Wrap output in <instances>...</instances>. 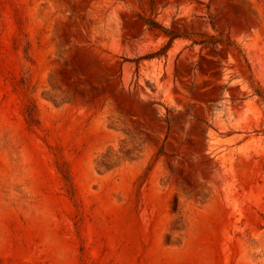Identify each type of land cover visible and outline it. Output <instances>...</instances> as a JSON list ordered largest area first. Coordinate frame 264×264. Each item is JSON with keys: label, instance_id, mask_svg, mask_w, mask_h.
Returning a JSON list of instances; mask_svg holds the SVG:
<instances>
[{"label": "rangeland", "instance_id": "374dc122", "mask_svg": "<svg viewBox=\"0 0 264 264\" xmlns=\"http://www.w3.org/2000/svg\"><path fill=\"white\" fill-rule=\"evenodd\" d=\"M0 264H264V0H0Z\"/></svg>", "mask_w": 264, "mask_h": 264}, {"label": "trees", "instance_id": "16d2710c", "mask_svg": "<svg viewBox=\"0 0 264 264\" xmlns=\"http://www.w3.org/2000/svg\"><path fill=\"white\" fill-rule=\"evenodd\" d=\"M164 32L170 34L171 35V38H174V37L179 36L178 34H175L173 32H169L166 28H165Z\"/></svg>", "mask_w": 264, "mask_h": 264}]
</instances>
